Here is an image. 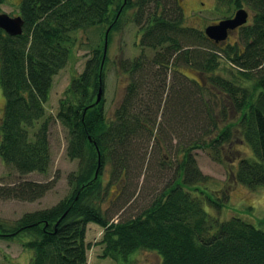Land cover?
Returning <instances> with one entry per match:
<instances>
[{"label": "trees", "instance_id": "1", "mask_svg": "<svg viewBox=\"0 0 264 264\" xmlns=\"http://www.w3.org/2000/svg\"><path fill=\"white\" fill-rule=\"evenodd\" d=\"M181 1L21 0L23 34L13 37L0 29L6 100L0 157L22 176L46 173L52 162L51 128L60 123L67 131L66 155L78 161V170L68 177L69 194L53 208L26 213L16 226L0 219V238H25L23 247L33 252L30 264H88L91 223L103 228L104 256L119 264H128L140 250L155 251L159 264H264V222L225 217L220 210L234 185L264 187V0H213L209 9L222 19L241 9L252 16L225 42L207 45L206 34L187 22ZM130 10L142 34L140 45L156 51L123 63L130 85L114 117L108 121L105 116L104 45L71 80L56 115H48L45 106L55 76L68 64L72 34L107 25L116 30ZM236 32L237 40L230 43ZM100 88L102 99L95 105ZM163 103L170 138L156 128ZM174 135L181 137L172 162H177L175 179L153 191L160 190L140 212L112 222L102 204L116 181L123 190L114 202L128 210L134 208L128 182L169 169L165 157L156 166L140 153L146 138L169 144ZM198 150L228 168L223 187L202 175L193 155ZM209 183L218 188L210 190ZM42 191L41 184L24 181L4 193L8 199L34 202Z\"/></svg>", "mask_w": 264, "mask_h": 264}, {"label": "rangeland", "instance_id": "2", "mask_svg": "<svg viewBox=\"0 0 264 264\" xmlns=\"http://www.w3.org/2000/svg\"><path fill=\"white\" fill-rule=\"evenodd\" d=\"M21 0H4L1 4L0 13L8 14L11 17H16L20 11ZM163 4V3H162ZM214 4L213 0H182L181 5L186 15V20L192 26H196L205 33L208 25L218 24L222 17L219 13H211L210 7ZM152 10V8H151ZM148 11V10H147ZM150 11V10H149ZM249 12V19L252 13ZM133 11L130 10L127 13L126 19L119 21V27L115 30L110 25L103 27L101 30L95 28H89L87 30H79L72 34V41L68 46H71V53L67 66L55 76L53 81V88L51 92V98L47 105L48 115H56L58 112L59 100L64 96L71 80L74 76L80 74L85 67L87 60L92 57V54L96 50L104 45L103 54L105 51L106 37H108V45L106 56L103 58L106 60V85L104 91V97L106 100L105 116L109 121L114 117V113L121 107L125 101L126 93L128 92L130 79L123 72V63L126 61H132L138 58L141 54L147 57H152L156 50L143 48L140 45L142 41V34L140 29L130 20ZM145 27L147 24H143ZM151 34H155L152 32ZM206 34V33H205ZM235 34V33H234ZM231 37L230 43H234L238 38V32ZM196 39V38H195ZM208 41H213L207 37L206 45ZM216 43L215 41H213ZM221 43V42H219ZM216 43V44H219ZM182 51H180L181 53ZM187 75H193L192 70L186 69ZM200 73L197 74V77ZM167 79L168 82L172 80ZM168 91H164L163 100L169 95ZM164 102V103H165ZM5 96L3 88L0 82V127L3 118V112L5 108ZM162 104L159 110V114L155 115L157 119L156 128L161 130L166 138H170L168 126L166 120L162 116V108L165 104ZM163 106V107H162ZM165 112V111H164ZM163 118V120H161ZM39 127V124L35 126V129L31 130L34 133ZM170 135V136H169ZM200 135V133H199ZM181 138V137H180ZM180 138L174 135L172 141L167 144L165 138L162 136L163 142H150L149 138L145 140L143 146L140 149V153L144 155L147 161H152L159 166L162 157L170 160L168 165L169 169L163 167L159 174L148 172L143 177H137L130 180L128 183H132L127 192L133 195L130 199V204L134 208L125 207L121 209V205L114 200L117 197L119 191L123 190V186L119 181H116L114 186L108 192L110 195L104 197L103 209L110 214L112 222H117L121 218L127 215H131L136 212H140V209L146 207L152 198V195L157 194L153 192L156 189L163 188L169 180L175 179V170L177 162L176 151L177 144L180 143ZM1 140V130H0ZM51 155L52 162L50 168L46 173L34 172L30 175L22 176L16 172L13 168L6 165L0 157V219L8 222V226H16L26 213H33L40 210L51 209L63 200L70 192L71 188L68 182V177L71 173L78 170V161H72L67 157L66 148L68 145L67 131L60 125V123H54L50 133ZM241 150L250 153L249 149L239 145ZM143 151V152H142ZM197 166L204 176H210L217 183L220 182L221 187L227 180V170L223 164L213 160L207 152L198 150L193 153ZM165 166V165H164ZM173 166V167H172ZM140 173V172H139ZM109 171L105 172L102 177L104 185L108 183ZM227 180V181H226ZM24 181L35 182L43 186V195L37 198L34 202H27L18 199H8L5 195L7 189L20 188V184ZM211 182V181H210ZM210 190H216L218 186L213 183L208 184ZM142 189L140 195L137 192ZM230 190V188H229ZM137 195V196H136ZM229 202L222 207V216L231 217L234 215H243L246 219H252L264 222V187L256 190H251L240 184H236L231 188ZM149 200V201H148ZM116 208V212L114 211ZM260 223V222H259ZM264 225V224H263ZM264 229V226H263ZM103 235V228L96 224H89L87 227L86 241L90 244V249L87 252L88 264H119L111 258H107L103 254V246L100 245V241ZM25 238L19 237L12 240L0 238V264H30L33 257V252L26 250L23 247ZM160 257L155 251L140 250L131 256L128 264H159Z\"/></svg>", "mask_w": 264, "mask_h": 264}, {"label": "water", "instance_id": "3", "mask_svg": "<svg viewBox=\"0 0 264 264\" xmlns=\"http://www.w3.org/2000/svg\"><path fill=\"white\" fill-rule=\"evenodd\" d=\"M248 19L249 12L245 9H241L236 12L234 17L222 20L218 24L208 26L205 33L209 39H212L216 43L225 42L231 35V32L244 26L248 22ZM23 27L24 21L20 16L11 17L8 14L0 13V29L5 31L7 34L13 37L20 36L23 34ZM107 45L108 37H106L104 58L106 56ZM102 95L103 90L100 88L95 105L101 101Z\"/></svg>", "mask_w": 264, "mask_h": 264}]
</instances>
